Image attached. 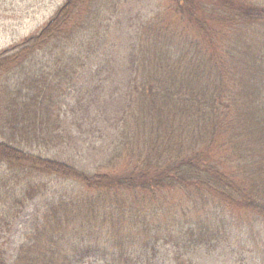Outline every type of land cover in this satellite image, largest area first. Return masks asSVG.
Returning <instances> with one entry per match:
<instances>
[{
  "label": "trees",
  "instance_id": "trees-1",
  "mask_svg": "<svg viewBox=\"0 0 264 264\" xmlns=\"http://www.w3.org/2000/svg\"><path fill=\"white\" fill-rule=\"evenodd\" d=\"M261 1L161 0L134 25L117 144L95 173L24 146L62 145L59 103L87 64L104 82L120 74L102 51L119 0H66L0 53V162L13 172L0 176V200L12 216L52 185H73L51 193L14 264H153L163 247L190 264L187 254L221 246L264 264ZM8 219L0 215V264Z\"/></svg>",
  "mask_w": 264,
  "mask_h": 264
},
{
  "label": "rangeland",
  "instance_id": "rangeland-1",
  "mask_svg": "<svg viewBox=\"0 0 264 264\" xmlns=\"http://www.w3.org/2000/svg\"><path fill=\"white\" fill-rule=\"evenodd\" d=\"M65 1L0 0V53L39 32ZM160 2L161 0H119V12L103 41L102 51L108 53L112 60H117L113 68L120 74L104 82L99 77L92 78L95 63L87 64L75 78L74 87L78 90L65 96L59 103L60 129L66 137L62 140V145L53 148L47 146L45 149L32 144V147L24 146L25 151H32L45 158L63 157L85 173L97 172L109 160L117 144L116 125L130 76L128 65L122 58L127 57L130 52L134 25L157 13ZM261 2L264 3V0ZM44 55H37L36 60L40 58L42 60L40 65L46 66L48 58ZM32 71L37 75L39 69L33 67ZM10 78L13 83L17 79V74H11ZM5 133L4 130L0 131V141H8ZM14 171L20 172L19 169ZM10 172L12 171L9 166L0 162V176H6ZM56 183L57 180L53 181V184ZM72 187L70 182L58 185V188L52 185V189L44 194L46 197L39 196L22 212H13L12 216L7 211L10 200L6 197L0 200V215L9 216L8 220H12L10 231L4 239L8 264L15 263L19 249L33 227L38 212L44 207L45 202L52 198L51 193L56 191L62 193V190ZM219 248L221 249L213 254L207 252L205 248H198L199 253L196 251L195 257L187 254L186 261L190 264H259L254 260L252 253L243 250L237 253L236 246ZM185 254L175 253L173 249L163 247L160 248V253L153 264H183L184 262L178 263L177 258L179 256L184 258Z\"/></svg>",
  "mask_w": 264,
  "mask_h": 264
}]
</instances>
